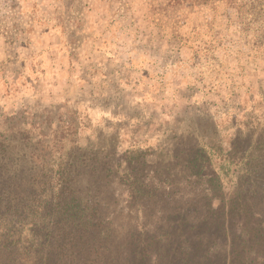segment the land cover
<instances>
[{
  "label": "rangeland",
  "instance_id": "1",
  "mask_svg": "<svg viewBox=\"0 0 264 264\" xmlns=\"http://www.w3.org/2000/svg\"><path fill=\"white\" fill-rule=\"evenodd\" d=\"M0 134L36 152L32 165L44 159L57 171L65 153L79 157L65 197L57 173L42 178V218L0 220V242L22 264L51 236L63 244L71 214L92 207L115 230L120 255L130 229L164 221L151 195L170 189L180 203L193 181L225 214L232 234L223 240L236 252L244 235L240 255L225 261L264 264V203L252 197L264 179V0H0ZM198 149L212 160L194 177L184 165ZM75 197L79 211L66 205ZM151 244L147 264H160L168 241Z\"/></svg>",
  "mask_w": 264,
  "mask_h": 264
},
{
  "label": "trees",
  "instance_id": "2",
  "mask_svg": "<svg viewBox=\"0 0 264 264\" xmlns=\"http://www.w3.org/2000/svg\"><path fill=\"white\" fill-rule=\"evenodd\" d=\"M61 131L59 129L57 133L60 134ZM17 136L29 139L27 132H21ZM0 138L3 139H0V220L9 218L13 214L22 220L25 219L26 213L32 215V217L42 218L40 213L42 211V196H37L40 188L44 192L46 190L47 181L42 178L47 177L50 173H57L58 179L62 182L58 181L61 192L58 197L61 199L66 194V190L70 188L69 182L78 172L76 167L79 157L76 150L73 149L65 153L62 163L58 165L59 168L56 171L51 169L54 163H48L44 159L36 165L29 163L27 157H32L36 152L28 151L26 143L17 145L18 149L16 146H11V142L15 137L0 134ZM16 149L17 151L14 152ZM57 151L62 152L64 150L57 148ZM204 152V150L198 149L197 153L191 154L188 158L187 166L184 165L186 172L195 175L194 177L201 175L205 170L203 165H200V161L209 162L212 160V156L207 158ZM40 154L46 156V150L40 148ZM20 164L22 165L21 168L17 169ZM216 164L221 171L227 165V163ZM180 165V163L176 164L177 167ZM169 169L168 167V178L159 180L160 183L165 185V188L169 187L172 172L176 170ZM219 170L217 169L219 175H215L207 181L210 187H216V183L220 181ZM253 172L256 173L255 170ZM259 176L260 174H258V179L256 178V181H253L255 190L252 192V197H261L263 198L261 202L264 203V179ZM190 179H187V181L190 182ZM189 184L192 191L186 194L185 197H181L182 202L180 203H175L176 201L173 199L174 192H171L170 189L167 192L158 189L157 194L151 195L155 199L160 197L159 201L164 207V210L161 211L164 221H159L158 227L156 224L151 231L130 229L128 235L123 237L126 241H122L125 243L120 246V251H122L120 255L113 252L115 248L114 241L119 239L115 235V230L111 229L107 222L103 220V214H99L92 207L87 212L81 209V213L75 211L71 214L73 215L72 219L75 220L73 230L69 234L65 232V235L62 236V240L65 241L63 244L54 243L56 239L51 236L45 247L38 249V252L32 255L33 257L26 256L25 264H147L149 262V246L159 239H167L168 241L165 249H158L159 253L157 254L160 255V264H228L224 255H227L228 258L234 253L239 256L242 251L241 248L245 245L244 235L240 232L235 236L241 240L239 249L236 252V243L230 246L227 243L230 238L229 232L231 234L232 232L227 228L228 222L225 214L213 208V199H210L211 196L207 195V190L201 191V183L193 181ZM194 187L199 188L195 190ZM73 203L72 205L68 202L66 205L67 207L75 206L76 210L81 208V201L77 197L73 199ZM154 204H156V201H154ZM247 204L250 207L248 213L257 215L256 212L251 210V207L254 208L256 203L249 201ZM34 206L37 207V210ZM263 209L264 205L262 211ZM143 210H140V212L144 213ZM50 216V214L47 215L48 218ZM258 216L264 225V211L261 214L259 213ZM65 218L68 217L65 216ZM109 224L111 225V223ZM165 224L168 225L167 229L163 228ZM263 225L262 228L264 229ZM223 238L227 241H224ZM47 246L49 248H46ZM43 249H47V252H49L47 256H39ZM22 257L23 254L17 253L15 248L2 245L0 242V264H22ZM173 259H176V261L174 262ZM172 260L174 263H171ZM250 264H255V261L253 260Z\"/></svg>",
  "mask_w": 264,
  "mask_h": 264
}]
</instances>
